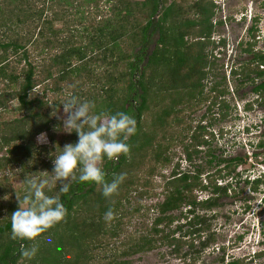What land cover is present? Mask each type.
<instances>
[{"label": "trees", "instance_id": "1", "mask_svg": "<svg viewBox=\"0 0 264 264\" xmlns=\"http://www.w3.org/2000/svg\"><path fill=\"white\" fill-rule=\"evenodd\" d=\"M52 1L74 6V0ZM102 1L104 7L100 6ZM26 3L27 0H0V80L6 82L4 90L0 92V109H6L8 102L13 99L18 101L19 110L24 111L22 116L11 121L0 118V150L7 148L9 153L0 156V171L7 167H19L17 175L22 182L24 178L42 175V171L51 173L53 158L60 148L77 142L75 132L69 133L66 143L56 138V132H61L62 126L52 114L64 100L56 101L52 105L38 96L29 98V93L33 92L36 85L50 78H53L50 91L57 93L64 81L72 79V76L76 77L73 93L94 102L97 112H125L132 116L136 120L137 130L126 141L130 146L128 154H121L119 159L105 158L102 163L105 178L109 182L114 176L125 174L118 191L106 198L102 195V187L94 182H73L70 191L61 197L62 204L67 208L64 220L41 234L35 241L12 239L11 214L17 210L19 202L17 199L8 204L7 215L0 217V264H129L128 261L118 260V257H129L154 249L158 244L172 247L175 255L181 256L179 258H192L189 255L194 248V235L200 236L203 227H198L205 221L199 220L197 209L212 211L219 206L222 197L238 196L230 178L239 164L248 163V157L219 158L209 146L206 152L209 156L207 163L218 169L210 170L206 179L202 178V165L197 167L194 174H190L187 171H178L177 163L163 184V201L154 206L160 215L154 218L150 234H162V224L170 228L175 218L168 215L169 212L178 210L183 205L188 206L189 210L183 215L185 222L178 223L172 231L173 234L163 235L161 243H157V239H151L149 234L138 235L139 230L126 235V249L119 254L116 250H109L110 241L105 237L106 234L109 238L117 236L116 231L107 223L118 221V217L122 215V203L130 198L133 191L139 186L140 190L149 186L152 178L150 174L156 172L153 166L158 165V162L161 167L171 164L167 154L168 146L162 149L163 142L159 138L165 140L164 131L171 126L169 117L180 112L176 107L208 100L213 106L225 92V89H219L220 83H216L210 88V92H214L216 97L211 93L204 94L203 82L214 74L210 67L214 66L217 56L216 41L212 39L216 6L211 0H172L169 3L166 0H83L82 6L95 3L93 18L99 17L94 26L85 30L91 34L87 37L88 41L83 43L80 40L82 34L76 35L79 31L76 28L69 36L62 37L56 43L45 39L46 49L59 48L60 51L49 58L48 68L42 71L44 78L37 81L34 78V66L23 67L20 72L16 69L22 59L28 58V52L12 60L19 53V49L25 47L20 40L22 36L16 34V31L20 25L25 24L28 17L34 16L26 11L29 7ZM76 16L77 20L74 19L73 22L82 24L85 12ZM34 22L32 34L39 28L35 37L38 35L45 38L43 25H39L35 19ZM218 22L221 24L223 21L220 19ZM53 34L56 35V32L53 31ZM153 36L157 38L150 47L149 42ZM248 36L250 39L243 51L247 56H252V59L246 61L241 69L232 72L239 78V84H252L255 94L263 98L264 68L261 65H264V49L255 50L260 35L254 25L248 29ZM73 37L77 41L72 40ZM220 42L223 43L222 39ZM210 46L211 50L206 52ZM120 83H123L122 87H118L117 84ZM13 85L16 87L13 88ZM100 90L105 95L98 99ZM120 93L122 97L118 96ZM136 99L137 102L133 103ZM221 104L228 107L225 101H221L220 106ZM151 109L154 114L153 123H143L145 114ZM189 131L192 142L184 147V152L191 161V156L200 152V144L208 145V141L204 139L206 131L203 126L198 125L195 130ZM41 132L47 133L49 142L38 145L36 136ZM209 135L212 136V133ZM60 141L61 144L57 147L56 142ZM257 147L264 148V140ZM146 163L150 164L148 170L147 167L144 168ZM6 179L8 177L0 179V198H4L12 190ZM244 183L251 185L252 191L256 192L264 183V174L254 180L247 179ZM59 186L58 182L57 189L53 188L47 194H59ZM231 189L232 193L229 192ZM199 190L206 192L207 196L199 197ZM23 195L24 192L18 197ZM109 210L113 211L114 217L106 221L104 216ZM177 233L179 235H175ZM49 238L52 243H48ZM208 244V240H200L202 250ZM33 245L38 248L36 256L30 261L22 258L19 254L21 248ZM183 248H187V251L182 254L180 252ZM102 249H105L104 254L100 253ZM259 254L261 253L257 255ZM241 263L242 260L232 259L226 264ZM189 264H196L195 259Z\"/></svg>", "mask_w": 264, "mask_h": 264}, {"label": "rangeland", "instance_id": "2", "mask_svg": "<svg viewBox=\"0 0 264 264\" xmlns=\"http://www.w3.org/2000/svg\"><path fill=\"white\" fill-rule=\"evenodd\" d=\"M82 1L74 0V6L71 7L70 3L67 4L65 2L59 4L52 0H27L25 5L29 7H27L26 11L28 14H34V16L32 18L28 17L25 24L20 25L18 31H16L19 36L27 35L23 39L22 37L20 38L25 47L19 49V53L13 56L12 60L18 59L22 53L28 52V58L21 60L16 68L18 69L17 72H20L23 67L28 68L29 65H32L35 67L34 78L37 81H41L44 78L42 71L48 68L49 58L60 51L59 48L46 49L45 39H50L56 43L62 37L69 36L76 28V30L79 29L76 35L82 34L80 40L83 43L88 41L87 37L91 34H88L85 30L94 26L99 17L93 18L96 11L95 3H87L82 6ZM171 1L166 0L168 3ZM174 1L179 2V0ZM190 1L192 0H188V2ZM211 2L216 6L213 17L215 22V24L213 22V38L216 41L215 53L217 56L214 60V66L210 67L213 68L211 70H213L212 73L214 74L203 82L205 85L204 94L211 93L216 97L214 92H210V88L216 83H220L219 89H225V92L221 94L216 101L217 104L213 106L208 100L199 101L198 104L185 103L176 107L180 112L169 117L171 126H168L167 130L164 131L165 140L159 138V141L163 142L162 149H166L168 146L167 154L171 159V164H164L161 167L159 162L156 166L153 163L152 165L156 168V172L150 174L152 178L151 183L148 184L149 186H144L141 190V186H139L133 191L130 194V198L127 201H123L120 210L122 215L118 217V221L107 223L117 233L115 238H109L106 234L105 238L110 241L109 250H116L120 254L122 250L126 249V235L139 230L138 235L139 233L149 234L148 236L151 239L155 241L157 239V243H161L163 235L173 234L172 231L177 224L185 222L183 215L187 213L189 208L183 205L178 210L168 213V215L175 218L170 228H167L166 224H162L160 225L161 231H163L162 234L160 233L157 236L150 234L154 218L160 215L154 206L163 201L165 197L163 184L177 163L179 164L178 171H187L190 174H194L197 167L202 165L203 179L207 178L206 174L210 170L218 169V167H213L207 163L209 156L206 152L209 146L215 150V154L219 158L248 157V163L239 164L233 172L232 178H230V180L232 179L230 183L238 191V196L222 197L219 200V206L213 208L212 211L197 209L196 213L199 214V220L205 221L198 227H203L200 231V236L194 235V248L190 250L189 255V257L192 255V258L187 256L186 260L179 258L181 256H176L172 247L158 244L154 249H148L129 257H118V260L128 261L129 264H189L193 259H195L196 264H226L231 262L232 259L242 260L241 264H264V202H262L264 184L259 186L258 191L253 192L251 185L244 183L249 178L247 175L252 178L256 176L255 174L264 171V148L257 147L259 141L264 140V97L260 96L258 98L256 96L252 84H239V78L237 79L232 72L235 69H241L246 65V61L252 59V56H247L243 51V48L248 45L247 43L250 39L248 29L252 25L255 26L260 35V39L256 43V50L264 49V0H211ZM103 4L104 1L100 2L101 7H104ZM62 9L64 10L61 11ZM76 11H79V13H76ZM83 12H85V18L82 24H79L78 21L73 22L77 17L76 15H80ZM34 19L39 22V25H43L42 29L44 30L43 35H46L45 38L38 35L35 37L39 28L34 30V34H32V30L35 27ZM220 19L223 21L221 24L218 22ZM85 26L87 28L84 29ZM53 31L56 32V35L53 34ZM59 31L62 33L60 34ZM2 38L5 39L4 36ZM25 38H29V40ZM156 38L157 36L152 37V41L149 42L150 47L154 45ZM221 39L223 43H218ZM72 40L77 41V38L73 37ZM211 47H208L206 52H209ZM254 64L251 66L252 69ZM71 78L61 84V90L57 91V93L50 91L53 87V78L39 83L34 87L33 92L29 93V98L33 99L38 96L44 99L46 103L54 105V103H57L56 101L64 100L67 93L74 92L77 81L76 77L72 76ZM5 85L6 82L0 80V92L4 90ZM117 85L122 87L123 83ZM12 87L15 88L16 85ZM104 95L105 93L100 90L98 99ZM118 96L122 97V93L118 94ZM221 101H225L228 107H224L222 104L221 107ZM132 102H137V99ZM53 112L55 113L52 116L56 117L55 119L60 121L62 126V119L65 118L63 106L60 105ZM0 113V118L3 121H11L22 116L24 111L19 110L18 101L12 99L8 102L6 109H0ZM153 117V109H151L145 114L143 123H153ZM198 125L204 127V131H206L204 139L208 141V145L200 144V152L197 155L193 154L190 161L187 159L184 147L192 142L189 129L193 131ZM50 127L54 129L51 125ZM146 128L144 129L146 130ZM41 133L46 134V143H48L47 133ZM209 133H212V136ZM40 134L36 136L38 145L45 144L38 141L37 137ZM56 135L57 140H62L66 143L69 133L61 130V132H56ZM56 143L58 147L61 141ZM6 155H9L7 148L0 150V156ZM146 167L148 170L150 164L146 163L144 168ZM18 171L19 167L15 169L7 167L0 171V179L3 180L8 177L5 181L9 182L12 187L11 192L6 194L4 198H0L2 202L0 203L1 218L7 215L8 204L17 201V196L24 192L23 182L17 175ZM229 192L232 193V189ZM197 193L199 197L207 196L206 192L202 193L201 190L197 191ZM202 239H206L209 242L208 246L203 250L200 245V240ZM104 251L105 249H102L100 253L104 254ZM185 251H187V248H183L180 253L183 254ZM258 253L261 254L257 255Z\"/></svg>", "mask_w": 264, "mask_h": 264}, {"label": "clouds", "instance_id": "3", "mask_svg": "<svg viewBox=\"0 0 264 264\" xmlns=\"http://www.w3.org/2000/svg\"><path fill=\"white\" fill-rule=\"evenodd\" d=\"M60 105L63 106L65 116L62 119V130L67 133L75 132L78 140L63 148L59 147L60 151L52 161L51 173L42 171L40 176L24 178V195L17 196L19 206L11 214L13 240L35 241L41 234L62 222L67 215V208L62 204L61 197L70 191L73 182H94L102 187V195L108 198L118 191L125 179V174H120L110 182L107 181L102 163L105 158L119 159L121 154L129 153L130 146L126 141L136 133V120L125 112H97L94 102L82 99L73 92L67 93ZM37 139L47 142L44 133ZM263 174L264 171L252 178L247 176L249 180H254ZM58 182L59 194L48 195V191L57 189ZM113 217L112 210L107 211L104 216L106 221ZM48 243H52L50 238ZM37 252L38 248L33 245L22 247L19 254L30 261Z\"/></svg>", "mask_w": 264, "mask_h": 264}, {"label": "flooded vegetation", "instance_id": "4", "mask_svg": "<svg viewBox=\"0 0 264 264\" xmlns=\"http://www.w3.org/2000/svg\"><path fill=\"white\" fill-rule=\"evenodd\" d=\"M255 50H256V46H255ZM257 79V78H256ZM256 96L259 98L260 97V95L259 94H256ZM260 142V141H259Z\"/></svg>", "mask_w": 264, "mask_h": 264}]
</instances>
